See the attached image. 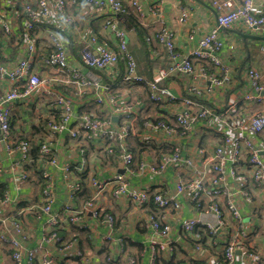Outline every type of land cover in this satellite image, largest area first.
Masks as SVG:
<instances>
[{"label": "crops", "instance_id": "1", "mask_svg": "<svg viewBox=\"0 0 264 264\" xmlns=\"http://www.w3.org/2000/svg\"><path fill=\"white\" fill-rule=\"evenodd\" d=\"M17 1L20 4L26 0ZM123 1L126 6V13H135L137 24L131 23L129 16L124 19L119 18L108 9H98L87 5L84 0H79L78 4L69 1V11L76 18L75 26L66 35L70 64L77 67L83 65L79 50L85 42L90 40L92 33H96L99 39H104L109 44L115 45L116 40L113 33L103 29L105 20L111 18L116 21L119 27L127 30L128 47L135 57L138 72L148 79H157L160 77V70L163 69L168 75L161 78V85L164 88H169L176 96L184 95L183 89L187 79L177 77L171 72L169 67L171 62L166 48L157 41L154 34L163 23H166L174 31L177 50L189 54L197 46L199 38L217 25V10L212 5V0H144V17H141L130 0ZM237 2L242 3L243 0H237ZM154 6L161 7V16L151 12V8ZM182 7H186L190 11L188 24H184L181 20ZM255 9L264 15V0H255ZM8 11L9 7L4 11L5 17L9 16ZM13 22L12 34L0 39L1 59L11 63H14L25 52L21 45L24 16L22 14L16 15ZM44 28L45 25H39L34 33V38L38 40V44L43 41ZM192 32L196 35L193 40L189 38V34ZM219 36L223 42L220 55L226 70L220 72L213 63H208L206 66L207 77L196 78V82L200 83L202 89H210V91L205 92L208 94L202 99V102L215 108L214 115L208 118H197L186 135L181 134L178 130L175 135L168 137L163 129L153 130L158 143H165L168 147H178L185 157L192 159L191 169L196 167L204 170L209 166L204 158L213 155L225 131L229 127L235 132L241 131L237 120L247 119L256 111H264V98L261 103L245 99L246 93H255L247 75L250 68L260 71L264 82V33H254L236 26L220 28ZM94 48L97 49L98 45L95 44ZM81 67L83 68V66ZM34 68L45 78L47 76L62 78L61 75L57 74V68L41 63L39 54L34 61ZM116 70L118 73L116 77L106 78L108 83L107 97L110 99L117 95L120 103L123 102L124 106L131 107L132 117L138 115L139 123L141 119L144 120L145 118L154 117L158 121L166 118L165 115L173 117V114L181 108V101L178 100L166 103L165 106H163L164 104L160 105L161 109L165 111L162 112L163 115L156 107L157 105L149 101L146 83H125L122 80L125 72L123 65H118ZM226 72L228 78L223 84L218 85L210 80L211 75L217 73L219 77H223ZM45 85L47 89L53 88L58 93L71 97L76 116L86 109L91 114L102 118L109 115V109L105 106L87 105L86 103L90 102V99L80 98L76 95L74 84L65 86L62 83L46 82ZM12 86V81L0 80V93ZM51 101L52 98L47 95L44 89H41L28 101H14L11 125L12 139L16 140L19 137H28L33 134L34 126H41L42 122L46 120V116H50L46 110ZM111 120L116 123L120 122L121 118L115 115L111 117ZM135 123L137 126V121ZM243 133L246 134V130H243ZM80 134L83 135L84 131H80ZM33 138H37V136H33ZM258 141L257 139L254 140L255 143ZM130 146L133 151H136L137 156L139 149H143V145H139L134 137L130 138ZM52 148L50 154L52 160L44 162L42 168L49 169L53 175L55 200L52 206L53 211L62 220L56 230L62 238L77 242V252L72 251V254L68 251H60L57 244L43 243L47 215L42 212H31L28 208L43 203L42 189L44 185L39 177L32 172H28L29 177L26 179H18L23 174L24 168H14V163L21 159V152L11 151L6 143L0 141V189H3L5 195L8 193V196L11 197L4 211L10 215H15L23 223L27 238L22 243V247L25 250L39 249L35 259L36 264L40 263V258L45 253L55 254L59 264H130L132 259L136 260L137 264H150V240L154 236V231L145 224L144 218V213L148 212L149 209L144 211L134 201L126 197L114 198L111 191L115 186L106 190L101 199L98 200V207L102 214L97 216L91 211H85L80 220V226H74L69 221V214L63 208L65 204L71 202L70 187L65 181L63 170L65 163L69 162L71 165L69 183L75 181L81 183L80 191L75 194L74 203L76 208L83 211L85 201L90 199L94 192L90 182L92 177L109 179L116 173L127 172L121 162L117 160L116 155L98 149L96 143L85 140L83 136L73 139L67 130L55 135ZM200 148H204L205 153H201ZM153 151L152 149L142 150L139 156L148 152L146 155L153 158V153H155ZM248 156V153H243V159L238 164V168L243 173L250 175ZM262 156L264 157V152H262ZM134 168L136 169L134 173H127L131 188H153L156 185H162L170 192L174 191L176 182L174 173L179 167L169 163L166 170H137L136 165ZM184 170L187 172L189 169ZM228 183V188L236 193L235 196L241 213L240 223L247 232L243 239L244 247L235 251L236 257L232 264H264V219L260 212L255 213L258 208H261L264 190L255 188L254 199L248 202L237 192L238 187L232 177L229 178ZM179 198L181 207L168 212L165 218L173 226V232L170 236L175 238L174 242L179 250L176 249L178 253L174 257L164 254L161 264H165L164 262L168 264H208L211 262L208 261L209 259L224 253L225 249L221 250L215 245H210L211 247L206 248L205 253L200 254L192 249L191 243L188 244L185 240L187 237L183 234L185 232L182 229V224L186 219L192 218L194 213L187 199L183 196ZM222 200L225 201L226 197L222 196ZM106 213L112 214L115 218L112 229L105 223L104 214ZM227 215L228 220H233L230 214ZM228 223V230L235 232L234 223L232 221ZM9 229L13 231L11 226ZM218 232L222 234V237L229 236V233L224 232V230ZM108 235H110L109 238H107ZM247 251L258 253L260 260L251 259L247 255ZM12 252L11 245L0 243V264H16ZM193 260H197V263ZM21 264H27L26 257L22 258Z\"/></svg>", "mask_w": 264, "mask_h": 264}, {"label": "built area", "instance_id": "2", "mask_svg": "<svg viewBox=\"0 0 264 264\" xmlns=\"http://www.w3.org/2000/svg\"><path fill=\"white\" fill-rule=\"evenodd\" d=\"M69 1L78 4L79 0H26L18 4L17 0H0V39L9 37L14 28V17L22 14L24 16V26L21 38V45L25 49L22 56L18 57L14 63L4 62L0 56V80L12 81V87L0 93V141L7 144L8 149H13L9 144L12 142L11 133V111L13 110L14 101H28L36 95L41 89L52 98L47 105L46 113H52V117L46 116V135L40 143L41 152L43 154H51L52 142L57 133L67 130L73 139L81 137L80 131H84L83 137L87 141L96 143L97 148L106 152L114 153V146L120 147V154L116 155L117 160L121 162L126 169V173H116L109 179L92 177L91 185L94 188L92 197L84 204V210L75 207V194L80 191V182L69 183L70 163L64 165L65 181L70 187L71 202L64 205V210L69 214V221L74 226H80V220L85 211H91L94 215L102 214L98 207V200L104 195V192L111 186L115 188L111 191L114 198L126 197L134 201L139 207L149 202V188H131L127 173L135 172L133 165V154L128 150V138L132 132L134 118L131 116V107L124 106L118 99V96L108 99V83L107 77L117 76L118 65L124 67V81L128 84L146 83L148 86L149 96L155 102L165 106L166 103L181 101V108L173 114V117L167 115L161 120L147 122V133L145 138L149 139L154 134L153 130L163 129L168 137L175 135L178 130L181 134L186 135L193 127V123L197 118H208L215 113V108L211 105L204 104L202 99L207 96L206 91L210 89H202L200 83L196 82V78L207 77L208 63H213L218 70H226L223 59L220 55L222 48V40L219 36V29L222 27H236L248 30L254 33H264V15L255 9V0H243L242 3L237 0H212V5L217 10V25L199 38L198 44L189 54L182 53L177 50L176 36L174 31L166 23L162 24L155 32L154 36L157 41L166 48L170 59V69L177 77L186 78V84L183 89L185 93L182 96H176L169 88L161 85V78L167 77L168 73L161 69L160 77L157 79H148L140 74L137 70V62L134 55L128 47V32L125 28L119 27L114 19H106L103 23V29L109 30L115 37V45L109 44L104 39H99L96 33H92L90 40L85 42L79 50L83 68L70 64L68 42L66 35L71 32L75 26L76 18L69 11ZM87 5L94 6L98 9H108L113 15L125 13L126 6L123 0H84ZM131 4L136 7L141 17L145 16L144 0H130ZM9 7L8 17H5L4 11ZM151 12L161 16L162 10L159 6L151 8ZM190 11L186 7L181 9V20L184 24H188ZM39 25H45L43 31V41L38 44V40L34 38V33ZM195 33H190L189 38L193 40ZM150 39V38H149ZM98 45L95 49L94 45ZM40 55L41 63L46 66H52L58 69L57 74L62 78L42 76L35 68L34 61L37 55ZM11 63V64H10ZM250 78L252 88L255 93L249 92L245 94V99L261 103L263 101L264 82L262 74L254 68L247 71ZM173 76V75H172ZM228 78L227 72L223 77H219L216 73L210 76V80L218 85L223 84ZM46 82H57L67 86L75 85V94L80 98H89V106H105L109 109V115L106 118L95 116L88 109L84 110L77 116L74 112L73 99L64 96L53 88H45ZM84 104V105H86ZM52 108V109H51ZM51 109V110H50ZM165 112V111H164ZM118 115L120 122L114 123L111 117ZM172 125H171V124ZM240 132H235L229 127L220 142L215 148L213 155L205 157L206 163L209 164L204 170L194 167L192 175L194 181L188 184L178 183L176 185V193H183L184 189L194 190L198 194L203 179L206 175H212L214 187L207 192L209 195L220 193L228 187L227 177L234 178L237 185V192L248 202L254 199V189L264 190V111H256L247 119L237 120ZM246 130V134L243 133ZM259 140L257 143L254 140ZM16 149L20 150L22 157L14 163V168L22 169V161L30 158V143L27 140L21 141ZM174 155H164L159 167L147 165L142 162L140 168H149L153 171L163 169L167 162H175V164L192 165L191 158H181L178 155L179 149L175 150ZM201 153H205L204 148H200ZM248 153V167L251 174L236 171L227 165V161L236 163L243 159V153ZM54 161V160H53ZM44 175L49 178V182L43 190V203L40 205H32L28 209L31 212H42L47 215L45 235L43 243L57 244L60 251H68L72 254L77 252L76 241L72 239L62 238L54 229H58L62 220L58 214L53 211V202L55 200V187L53 184V175L50 170L45 169ZM28 177L27 173H23L18 179L24 180ZM182 181V180H179ZM155 196V202L160 207L166 209L169 207V200L162 196L160 190ZM172 195H176L173 193ZM11 200L9 196L0 199V243L11 245L13 248L12 257L16 264H21L22 258H27V264H36L35 259L38 248L35 250H25L22 243L26 240L27 235L22 222L10 215L2 209L3 204ZM230 210L238 220L233 221L235 232L228 230L229 221L217 203H212L206 213L201 212L198 216L186 220L183 227L193 229L197 223L205 224L210 229V234L223 231L228 232L227 245L224 247L226 255L223 260L211 261L208 264H232L236 257L235 250L243 248V239L247 232L241 226V213L239 206L233 201L228 202ZM262 214L264 219V200L261 202V208L255 213ZM160 222L153 216L145 220L151 223L155 230V239L151 245L150 264H157L158 249H172L177 247L174 245L170 236L172 225L165 223L161 216ZM162 218V220H161ZM105 223L110 229L114 225V217L108 213L104 215ZM8 224L12 230L9 229ZM199 234V233H198ZM200 235V234H199ZM197 235V237L199 236ZM110 235L107 236L109 238ZM196 240V239H195ZM242 240V241H241ZM198 241V240H196ZM25 250V251H24ZM247 255L251 259L258 261L260 255L256 252L247 251ZM39 264H59L55 254H42ZM132 264H134L132 262Z\"/></svg>", "mask_w": 264, "mask_h": 264}, {"label": "trees", "instance_id": "3", "mask_svg": "<svg viewBox=\"0 0 264 264\" xmlns=\"http://www.w3.org/2000/svg\"><path fill=\"white\" fill-rule=\"evenodd\" d=\"M123 14L124 13L118 14L117 16L119 18H122V19L127 18L129 16L128 17L129 21L133 24L136 23V18H135L134 12L133 13H126V14H124V16H123ZM122 80L124 81L123 76H122ZM148 96H149V93H148ZM149 101L152 104L157 105L156 107H158V110L161 113L164 112L161 109L160 104L158 102H155L151 98ZM12 111H11V113H12ZM51 112H50V118L53 116ZM133 116H134L133 117L134 121H133V126H132V132L130 133L129 138H128V145H129L128 150L130 152H132V154H133V165L132 166L135 167V165H136L137 170H138V169H141L140 166H141L142 162H145V163L147 162V165H152L155 168H157L160 166L161 161L164 158L165 154L166 155H174V153L176 152L175 150L179 149V148L174 147V146L168 147V146H166L165 143H158L154 135L149 139L145 138V134L147 133L146 123L151 122V121H156L155 118L151 117L154 120H152L151 118H145L144 120L141 119V122L139 123L138 115H133ZM11 117H12V114H11ZM135 121H137V126H136ZM138 123H139V125H138ZM46 124L47 123L45 120L44 122H42L41 126H38V125L34 126V133L31 134L30 136H28V137L22 136L16 140L12 139V142L9 144L13 149L21 152L20 150L16 149L17 145L23 140L29 141V143H30V152H29L30 158H28L26 161H22L21 165L24 168V172L26 171L25 173L28 174V177H29L28 172H32L33 174H35L39 177L41 183L44 185L43 189H42V196H43L42 198H44L43 190H44L45 186L47 185V183L50 181L49 178L44 175L45 169H43L42 167L44 166V162L52 160V157L50 156V154H43L41 152V148H40V146H41L40 143L42 142V140L44 139V137L46 135ZM11 125H12V120H11ZM83 135H81V136H83ZM33 136H37V138H33ZM132 137L137 139L139 145H143V149H139L138 156L135 154L136 151L135 150L133 151L132 147L130 146V138H132ZM146 149L154 150L153 152H155V153H153L154 154L153 158L152 157L149 158L148 155H146V153H148V152H145L143 155L139 156L140 153L142 152V150L146 151ZM113 151H114V155H119L121 152L120 147L118 145L114 146ZM214 152H215V150H214ZM178 155H179V157H181L183 159L187 158L182 154V151L180 149H179ZM21 157H22V153H21ZM240 162L241 161H238L236 163H232L230 161H227V165L229 167L234 168L236 171L238 170V171L242 172L238 168V164ZM170 163L173 164L175 167H179L174 173V177L176 179L174 191L170 192L168 189H166L162 185H158V186L156 185L153 188H149V194H150L149 195V202H148V204L140 207L144 211L149 209L148 212L144 213V218L146 217L148 219L149 217L153 216L156 220H158L160 222V218H159L160 216L163 219H165L166 214L168 212H170L171 210H174V209L177 210L181 207V201H180L179 197L183 196L189 202V205H190V207L194 213V216L192 218L198 216L199 213H201V212L206 213L205 210H207V208L212 203H217L219 205V207L221 208V210L224 214V217L228 218L227 214H230L231 218L233 219L232 223H234L233 221L238 220V218L236 216H234L233 212L230 210V206L228 204V202L230 200H233L239 206L238 201H237V197L235 196L236 193H234L228 187H226V190H221L220 193H218V194L214 193L213 195H209L207 191L210 188L214 187L213 180H212L213 176L209 175V174L206 175V177L203 179L204 181L202 182L201 188L198 189V194H196V192L194 190H187L186 188L184 189L183 193H176L177 182L183 183V184H188V183H191L194 181V179H193L194 176L192 175L193 168L191 169L190 166L186 163H184V164H181V162L179 164H175V162H170ZM165 164L166 165L164 166L163 170L167 169L169 162H167ZM186 168L189 169V170H187V172L184 170ZM145 169L151 170L149 168H144L141 170H145ZM47 170H49V169H47ZM163 170H161V171H163ZM71 171L72 170L70 167V172ZM189 171H190V174H189ZM230 177L231 176L227 177L228 182H229ZM232 179H234V178L232 177ZM179 180H182V181H179ZM69 181H70V178H69ZM75 182H79V181H75ZM228 186H229V183H228ZM80 187H81V183H80ZM143 188H146V187H143ZM158 188H161L159 190H160L161 194H163L162 196H164L165 198H167L169 200V202H168L169 207L167 208V210L161 208L159 203L155 202V196L159 193V192H157ZM2 190L3 189H0V199H4L5 196H8V193L5 195ZM173 193H175L176 195L175 196L172 195ZM222 196L226 197L225 201L222 200ZM226 211H227V213H226ZM162 218H161V220H162ZM192 218H189V219H192ZM189 219H186V220H189ZM8 226L10 227L9 224H8ZM182 227H183V224H182ZM0 228H1V226H0ZM182 229L185 232L183 234L186 235V237H187L185 240L188 242V244L191 243L190 246L192 247V249H195L198 254L205 253L204 251L206 250V248L211 247L210 245H215L217 248H221V250H223V248L226 247V245L228 244L227 240L224 242L225 238H222L221 233L215 232V234H210L209 233L210 229L205 224H202V223H197L196 225H194L193 229H191V230L186 229L185 226ZM172 230H173V226H172ZM172 232L173 231H171V233H170L171 235H172ZM154 235H155V232H154ZM197 235H199V236L197 237ZM172 239L174 242L175 238L173 236H172ZM195 239L198 241H196ZM195 241H196V243H195ZM174 245H176L175 242H174ZM177 248L179 250L178 246L173 247L172 249H158V251H157V253H158L157 264H159V262L161 264L162 258H164V256H163L164 254H168L169 257L170 256L174 257V255H176L178 253V251L176 250ZM12 251H13V248H12ZM151 254H152V250H151ZM186 254H188V253H186ZM225 255H226V250L224 253L219 254L217 257H213L212 259H209L208 261L214 262V261L223 260L225 258ZM193 261L195 263H197V260L196 261L193 260ZM132 262L134 264H137V261L134 259H132L130 261V264H132ZM220 262H222V261H220ZM164 263L168 264L166 262H164ZM203 264H205V263H203Z\"/></svg>", "mask_w": 264, "mask_h": 264}, {"label": "rangeland", "instance_id": "4", "mask_svg": "<svg viewBox=\"0 0 264 264\" xmlns=\"http://www.w3.org/2000/svg\"><path fill=\"white\" fill-rule=\"evenodd\" d=\"M102 151H104V150H102ZM104 152H106V151H104ZM5 207H6V204H3V206H2V209H5ZM106 214H108V213H106ZM105 215V214H104ZM112 215V214H111ZM113 216V215H112ZM114 217V216H113ZM114 221H115V218H114ZM164 222L165 223H167V221L166 220H164ZM145 224L148 226V227H150V228H152V226H151V223H149V222H147L146 220H145ZM22 225H23V223H22ZM153 229V228H152ZM54 230H56V229H54ZM57 231V230H56ZM153 231L155 232V230L153 229ZM153 239H155V236H153V238L150 240V248H151V245H152V241H153ZM29 250H35V248H31V249H29ZM236 251V250H235ZM37 252H38V250H37ZM37 255H38V253H37ZM36 255V256H37Z\"/></svg>", "mask_w": 264, "mask_h": 264}, {"label": "water", "instance_id": "5", "mask_svg": "<svg viewBox=\"0 0 264 264\" xmlns=\"http://www.w3.org/2000/svg\"><path fill=\"white\" fill-rule=\"evenodd\" d=\"M244 36H245V35H244ZM249 36H251V35H249ZM249 36H248V37H249ZM252 36H253V35H252ZM256 37H257V36H256Z\"/></svg>", "mask_w": 264, "mask_h": 264}]
</instances>
